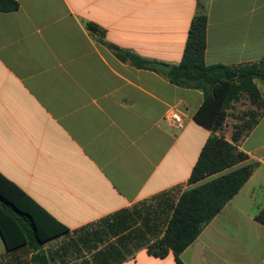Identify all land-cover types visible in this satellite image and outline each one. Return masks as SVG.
<instances>
[{"label":"crops","instance_id":"0c3cea01","mask_svg":"<svg viewBox=\"0 0 264 264\" xmlns=\"http://www.w3.org/2000/svg\"><path fill=\"white\" fill-rule=\"evenodd\" d=\"M15 1L17 10L0 11V173L66 230L36 251L8 248L0 234V264H35L37 253L48 264H176L172 252L147 250L182 193L211 178L188 183L212 131L193 117L202 92L150 63L179 64L197 14L207 19L206 65L264 59V0ZM132 55L150 68L134 66ZM237 103L222 128L228 141ZM251 106L258 120L237 148L252 173L180 254L182 264H264L255 219L264 208V106Z\"/></svg>","mask_w":264,"mask_h":264},{"label":"trees","instance_id":"16d2710c","mask_svg":"<svg viewBox=\"0 0 264 264\" xmlns=\"http://www.w3.org/2000/svg\"><path fill=\"white\" fill-rule=\"evenodd\" d=\"M17 9L15 0H0V11ZM206 25L204 14L192 18L181 60L167 74L171 83L202 92L203 101L193 117L197 123L212 131L191 170L188 183L194 185L211 178L182 193L163 236L147 250L149 254L161 258L172 252L176 264H182L180 254L238 192L254 168L253 164L245 163L247 155L237 148V144L255 126L259 112L251 109L241 118L237 117L240 123L235 125L228 141L218 133L223 127L228 108L242 97L247 98L256 109L264 106L257 86V82L264 83V59L236 67L206 65ZM86 27L93 33L103 35L93 23H87ZM108 47L118 57L126 59L117 47ZM129 61L136 67L150 68L148 61L140 57L132 55ZM255 219L264 225V208ZM65 230L64 226L0 173V234L6 247L28 243L36 251L44 241ZM7 232H13V235L19 233V238L11 241ZM34 262L48 264L42 253L34 256Z\"/></svg>","mask_w":264,"mask_h":264},{"label":"rangeland","instance_id":"374dc122","mask_svg":"<svg viewBox=\"0 0 264 264\" xmlns=\"http://www.w3.org/2000/svg\"><path fill=\"white\" fill-rule=\"evenodd\" d=\"M251 109H254V108L251 106L250 102L246 101V99H243V98L239 100L238 103L234 106V109L232 111V114L234 115V117L232 118V120H234L233 122L236 124H239L240 121L237 119V117L241 118V116H244V113H246L248 110H251ZM257 112H259V110H257ZM222 128L218 133L223 135L224 132L222 131Z\"/></svg>","mask_w":264,"mask_h":264},{"label":"water","instance_id":"95a60500","mask_svg":"<svg viewBox=\"0 0 264 264\" xmlns=\"http://www.w3.org/2000/svg\"><path fill=\"white\" fill-rule=\"evenodd\" d=\"M150 67L162 73H167L169 71V66L160 63L152 62L150 63Z\"/></svg>","mask_w":264,"mask_h":264},{"label":"built area","instance_id":"2783aa9c","mask_svg":"<svg viewBox=\"0 0 264 264\" xmlns=\"http://www.w3.org/2000/svg\"><path fill=\"white\" fill-rule=\"evenodd\" d=\"M167 118L169 119V121L174 124V125H180V118L179 116L174 113V112H171L170 114H168Z\"/></svg>","mask_w":264,"mask_h":264}]
</instances>
